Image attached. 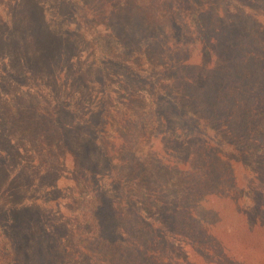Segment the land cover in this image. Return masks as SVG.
Listing matches in <instances>:
<instances>
[{
  "label": "trees",
  "instance_id": "16d2710c",
  "mask_svg": "<svg viewBox=\"0 0 264 264\" xmlns=\"http://www.w3.org/2000/svg\"><path fill=\"white\" fill-rule=\"evenodd\" d=\"M45 1L0 116L34 239L2 218L0 264H264V0Z\"/></svg>",
  "mask_w": 264,
  "mask_h": 264
},
{
  "label": "rangeland",
  "instance_id": "374dc122",
  "mask_svg": "<svg viewBox=\"0 0 264 264\" xmlns=\"http://www.w3.org/2000/svg\"><path fill=\"white\" fill-rule=\"evenodd\" d=\"M43 1L44 0H0V51L7 50L9 54L16 56V58H13L12 61H9L8 64L5 63L8 60L7 57H4V59L6 60L5 62H3V59H1L0 61V64L2 63V67L0 68V70L1 72H3L2 76H0V116L1 117H8V112L11 105L8 96L13 91H15L14 86H17L16 82L18 81L16 80V78L18 77V73L21 70L20 64H22L20 62V58L18 59V55L24 52L22 45L27 42L26 39H30L31 35L40 33L41 24L39 23V20H37V18H39L43 12V9L45 7L44 3H47V1L45 2ZM190 1H191V3H189L190 6H193L194 4H196V1L198 0H193V1L189 0V2ZM191 14L192 17L194 18L197 16L195 12H192ZM196 20H198V18H196ZM25 58L29 62V59L27 57ZM113 85H114L113 88L114 98L112 99V102L116 104L118 99L123 95L122 92L123 88L118 81H115ZM142 92L146 102L152 104L153 100H149V98H154L155 91L151 92L149 90H146V88H143ZM134 99L136 100L137 103H141V106L145 105L143 98L138 93L136 95V98ZM24 110L28 112L29 107H26ZM110 120H111V122L109 123L110 128L107 131V134L110 135V133L111 134L118 133L119 126L117 125L113 126V123L115 121H119V119L115 120V117L113 115H110ZM129 126H130V122L127 121L126 125L122 126L118 133V135L123 136V139H130L129 135L134 134L132 127ZM3 141H5L4 134L0 131V145L1 144L8 145L6 144L8 142H3ZM72 142L76 146L77 138L75 136L73 137ZM24 180L25 178L21 176H17L14 179H12L10 172L6 171V168L3 167V164L0 159V192H2V187L5 184L8 187H10L8 189V193L10 195H16L19 197L20 194L16 190L24 186ZM72 186L76 187V185H72ZM7 201L8 200H6L4 204L0 202V223L2 218H5L8 222H10L11 224H9L10 227L8 228L7 233L12 235L13 237H16L15 235H18L16 238L20 242L23 241L22 235L25 233L26 240L24 242L27 245L26 247L27 251L30 252L32 250L31 244L34 239L33 235L35 229L32 228L33 227L32 224H27L26 226H24V228L21 229L22 226L21 223L23 222L21 220H24V216L22 215L23 213L22 210H24V207L22 208V210H18L16 203L11 204V202H7ZM74 201L76 204V200ZM4 207L9 210L5 211ZM13 207H14L13 211H17L15 215L11 211ZM36 221L37 222H34L35 227L38 226L37 224L40 223V221L38 220Z\"/></svg>",
  "mask_w": 264,
  "mask_h": 264
}]
</instances>
